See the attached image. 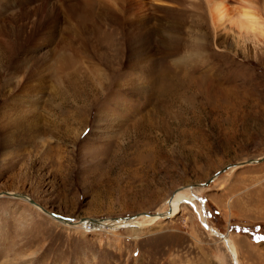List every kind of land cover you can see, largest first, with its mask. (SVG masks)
<instances>
[{"label": "rangeland", "instance_id": "obj_1", "mask_svg": "<svg viewBox=\"0 0 264 264\" xmlns=\"http://www.w3.org/2000/svg\"><path fill=\"white\" fill-rule=\"evenodd\" d=\"M128 1L0 0V264H264V38Z\"/></svg>", "mask_w": 264, "mask_h": 264}, {"label": "bare ground", "instance_id": "obj_2", "mask_svg": "<svg viewBox=\"0 0 264 264\" xmlns=\"http://www.w3.org/2000/svg\"><path fill=\"white\" fill-rule=\"evenodd\" d=\"M116 1V0H115ZM128 1V0H127ZM133 1V0H132ZM165 1V0H164ZM235 1H237V0H235ZM251 1V0H250ZM124 2L125 3H127L126 2V0H124ZM129 2V1H128ZM134 2V1H133ZM238 2V1H237ZM254 3H255V1H253ZM124 3V4H125ZM130 3H131V1H130ZM129 3V4H130ZM142 4H144V3H142ZM140 5V4H139ZM252 5V4H251ZM255 5H256V3H255ZM104 6V5H103ZM117 6V5H116ZM125 6H126V4H125ZM136 6V5H135ZM254 8H255V6L254 5H252ZM117 7H119V6H117ZM252 7V8H253ZM257 7H258V5H257ZM256 7V8H257ZM260 7H262L263 9H264V0H262L261 1V3H260ZM120 8H121V6H120ZM130 8V7H129ZM128 9V8H127ZM206 9H207V13H208V16H209V19H210V21H211V23L213 24V26H215V28H220L224 23H225V21L226 20H231L232 19V17L233 16H236L237 15V10H236V8L235 9H231L229 6H228V2H227V0H208L207 1V4H206ZM258 9V8H257ZM262 9V10H263ZM103 10V9H102ZM143 10V9H142ZM110 11V10H109ZM106 12V11H105ZM126 12H128V10L126 11ZM132 12V11H131ZM113 14V13H112ZM124 14V13H123ZM130 14V13H129ZM131 15V14H130ZM166 15H167V13H166ZM231 15V16H230ZM109 16V15H108ZM111 16V15H110ZM127 16V15H126ZM171 16V15H170ZM128 17V16H127ZM165 18V17H164ZM234 18V17H233ZM124 19H125V17H124ZM123 19V20H124ZM178 22H181V21H178ZM164 26V25H163ZM143 27V26H142ZM165 27V26H164ZM232 27V26H231ZM162 28V27H161ZM166 28V27H165ZM163 29V28H162ZM157 30H158V28H157ZM170 30V29H169ZM179 30H180V27H179ZM171 31V30H170ZM173 32H174V29H173ZM175 32H176V30H175ZM176 34V33H175ZM246 36L247 35H243V34H238V37L239 38H241V39H245L246 38ZM247 39V38H246ZM173 41V40H172ZM170 39H166L165 40V42H164V48L162 49V48H160V53L162 54V55H168V58H172L173 56H175L176 57V55L175 54H177V50H176V48H175V44L172 42ZM175 41V40H174ZM244 41V40H243ZM148 42V39H145L144 41H143V39H141V40H139L137 43H140V45H139V50L136 52V51H134V52H132L131 53V58H133L134 59V61H132L133 62V64L136 66V67H138V65L146 58L145 56L147 55V54H151L152 53V51H153V48H152V50H150L149 49V47H148V49L145 47L146 46V43ZM149 44V43H148ZM162 46V45H161ZM187 46V45H186ZM163 47V46H162ZM183 49H185V46H184V48ZM182 49V50H183ZM193 52H195V51H193ZM186 53V52H185ZM118 56V57H121V54L118 52V51H116V53H115V51L113 52V54H112V56L109 58V60H112V59H115V57L116 56ZM180 54H178L177 55V57L179 56ZM187 55V54H186ZM181 56V55H180ZM179 56V57H180ZM188 56V55H187ZM151 57V56H150ZM193 57V56H192ZM181 58V57H180ZM187 58H189V57H187ZM186 58V59H187ZM182 59V58H181ZM147 61H149L148 59H146ZM178 60H180L179 58H178ZM183 60V59H182ZM191 60H193L194 61V59H190V61L189 62H191ZM193 61L191 62V64L193 63ZM196 61V60H195ZM194 61V62H195ZM198 61V60H197ZM145 62V61H144ZM181 62V61H180ZM110 63V62H109ZM174 63V62H173ZM197 63V62H196ZM130 64V63H129ZM190 64V65H191ZM195 64V63H194ZM115 65L116 66H111V65H109L108 66V68L109 69H113V70H119L120 69V66H121V63H119V64H117V63H115ZM132 65V64H131ZM153 65V64H152ZM178 66V65H177ZM132 67V66H131ZM130 68V67H129ZM132 70V69H131ZM137 70V69H136ZM140 70V69H139ZM191 189L193 190V188L191 187V186H186V187H183V188H181V189H179L177 192H175V193H173L172 194V196H171V198L169 199V202H166L167 203V205H169L170 207H169V209H170V211L167 213L168 214V217L170 216V215H173L174 213H175V211H177L178 210V208H179V205L181 204V203H186V202H191V201H193V200H195V196L191 193ZM194 198V199H193ZM36 207V206H35ZM37 209V208H36ZM39 209V208H38ZM41 210V209H40ZM171 212H172V214H171ZM43 213V212H42ZM44 214V213H43ZM143 215V214H142ZM160 214H154V215H149V216H144V217H147L148 219H150L151 221H155V220H157V219H159V218H161V217H158ZM47 216V215H46ZM49 218H51V219H55V218H52L51 216H50V214H49V216H48ZM171 217V216H170ZM56 220V219H55ZM91 219H89V221H90ZM57 221H59V222H62L64 225H67V226H70L71 227V225H69V223L68 222H63V221H61V220H57ZM86 223H88V222H85V221H83V222H81L80 221V223H75V224H73V225H80V226H82V225H84V224H86ZM90 223L91 224H98V226H100V227H106V226H108V227H112V228H115V227H119V226H122V227H126V225L127 224H130V223H132V221H130V220H115V219H113V220H110V221H103V220H95V221H90ZM89 224V223H88ZM227 237H225L224 238V240L225 241H227ZM229 240V239H228ZM230 252V251H229ZM231 254H232V257H234L235 258V254L233 253V252H231Z\"/></svg>", "mask_w": 264, "mask_h": 264}, {"label": "clouds", "instance_id": "obj_3", "mask_svg": "<svg viewBox=\"0 0 264 264\" xmlns=\"http://www.w3.org/2000/svg\"><path fill=\"white\" fill-rule=\"evenodd\" d=\"M237 15L230 20L238 33L253 38H264V15L257 14L250 5V0H238Z\"/></svg>", "mask_w": 264, "mask_h": 264}, {"label": "water", "instance_id": "obj_4", "mask_svg": "<svg viewBox=\"0 0 264 264\" xmlns=\"http://www.w3.org/2000/svg\"><path fill=\"white\" fill-rule=\"evenodd\" d=\"M264 161V158L258 160V162H262ZM232 166H226L225 168H223L222 170H220L217 174H215V176L213 178H211L210 180H208V182L206 183V185L212 181L215 177H217L218 175L222 174L223 172H225L226 170L230 169ZM5 196H8V197H12V198H17V199H21V200H24L26 202H28L29 204L33 205V206H36V203L33 202L32 200H30L28 197H26L25 195L23 194H10V193H5ZM169 212V211H168ZM47 214L52 217V218H55L56 220H61L63 222H65V220L63 219H60L58 216H56L55 214L53 213H50L49 211L47 212ZM146 216H149L147 214H145ZM164 215L163 214H160L158 217H163ZM91 222L92 221H95L93 219L90 220ZM81 222H83V220H81ZM219 238H222V235H217ZM227 250H228V247H227ZM229 251V250H228Z\"/></svg>", "mask_w": 264, "mask_h": 264}]
</instances>
